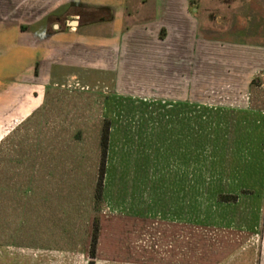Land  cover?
I'll use <instances>...</instances> for the list:
<instances>
[{"label": "rangeland", "instance_id": "obj_1", "mask_svg": "<svg viewBox=\"0 0 264 264\" xmlns=\"http://www.w3.org/2000/svg\"><path fill=\"white\" fill-rule=\"evenodd\" d=\"M192 61L164 75L137 71L117 88L47 87L39 111L0 143V264L261 259V201L246 181L264 169V69L246 82L247 72L215 56L203 55L196 71ZM181 75L191 78L185 86ZM218 191L239 200L217 202Z\"/></svg>", "mask_w": 264, "mask_h": 264}, {"label": "crops", "instance_id": "obj_2", "mask_svg": "<svg viewBox=\"0 0 264 264\" xmlns=\"http://www.w3.org/2000/svg\"><path fill=\"white\" fill-rule=\"evenodd\" d=\"M75 4L111 8L114 19L81 26ZM72 20L79 25H68ZM203 55L215 56L233 71L244 70L246 82L252 69H264V0H0V143L39 111L47 87L80 80L117 88L137 71L164 75L174 63L192 60L200 70ZM178 80L176 85L185 86L191 78ZM260 132L264 137V112ZM262 171L261 178L246 181L258 186L252 198L255 204L261 201V259L255 264H264ZM213 194L218 202L221 193ZM249 258L231 257L226 264H252Z\"/></svg>", "mask_w": 264, "mask_h": 264}, {"label": "trees", "instance_id": "obj_3", "mask_svg": "<svg viewBox=\"0 0 264 264\" xmlns=\"http://www.w3.org/2000/svg\"><path fill=\"white\" fill-rule=\"evenodd\" d=\"M74 13L79 17L80 25H94V24H103L110 23L114 19L113 9L108 7H95V6H87L83 4L73 5ZM254 85V81L252 82V86ZM109 126H105L102 132L101 146H102V161H101V169H100V180L98 182L95 194V200L101 201L103 197V177H104V169L106 165V157L108 150V140H109ZM236 198V197H235ZM219 199L231 200L229 196L224 197L221 195ZM99 227L95 228V231L92 236V249L95 250L96 244L99 238ZM94 258V255H93Z\"/></svg>", "mask_w": 264, "mask_h": 264}, {"label": "water", "instance_id": "obj_4", "mask_svg": "<svg viewBox=\"0 0 264 264\" xmlns=\"http://www.w3.org/2000/svg\"><path fill=\"white\" fill-rule=\"evenodd\" d=\"M67 24L71 26H78L79 22L77 20H72V21H68Z\"/></svg>", "mask_w": 264, "mask_h": 264}, {"label": "built area", "instance_id": "obj_5", "mask_svg": "<svg viewBox=\"0 0 264 264\" xmlns=\"http://www.w3.org/2000/svg\"><path fill=\"white\" fill-rule=\"evenodd\" d=\"M75 85H76L77 87H79V86H80V85H79V83H76ZM82 89L84 90L85 88H83V87H82Z\"/></svg>", "mask_w": 264, "mask_h": 264}]
</instances>
